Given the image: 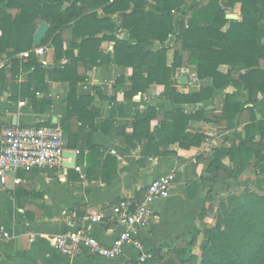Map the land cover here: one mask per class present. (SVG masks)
<instances>
[{
  "label": "trees",
  "instance_id": "1",
  "mask_svg": "<svg viewBox=\"0 0 264 264\" xmlns=\"http://www.w3.org/2000/svg\"><path fill=\"white\" fill-rule=\"evenodd\" d=\"M188 1L0 0V57H5L0 65V95L11 88L9 102L26 101L36 114L45 115L54 105L48 98L50 83H67L60 126L69 134L67 149L77 150L81 135L95 127L102 115L95 108L94 97L77 95L78 85L87 80L86 72L96 67L116 65L131 69L128 79L120 77L116 82L126 100L145 94L155 85L162 86V96L177 106L202 104L211 100L216 90L229 86L246 91L248 103L241 102L237 95L225 94L218 116L206 110L187 113L178 107L163 112L149 107L136 113L132 134L125 138L131 146L135 140L145 142L138 162L143 166L146 159L170 156L173 152L167 149L171 146L182 150L200 147L207 136L192 131V123L223 120L231 130L235 128L234 120L248 110L251 123L244 128L245 140L228 149L214 150L206 175L201 177L206 194L198 217L200 223L183 248H169L173 258H168L166 264H264V194L247 188L220 198L217 204L212 195L215 182L238 177L251 166V159L256 160L257 176H264V120L257 119L253 107H247L253 106L259 96L264 97V0H200L185 12ZM237 5L241 19H227V11ZM116 15L118 22L113 19ZM43 23L50 29L41 47L53 50L55 62L68 61L59 69L43 66L36 55L34 34ZM121 34L125 35L123 39ZM173 36V60L169 64L168 49L157 46ZM104 42L114 45L112 52L102 50ZM24 53H28L27 58L22 56ZM184 64L193 68L198 80H211V86L181 91L175 76ZM222 66L228 68L227 72L220 70ZM95 91L102 97L99 89ZM160 116L163 119L153 131L152 122ZM74 117L80 123L76 133L71 130ZM104 123L109 134L114 123ZM42 126L57 127L52 123L36 127ZM86 146V156L80 148L79 163L86 159L89 176L104 150L93 142ZM225 159L233 168L223 163ZM117 167V160L108 156L103 174L107 184L112 183ZM209 204L216 205L213 226L205 223L212 214ZM200 237L198 257L192 251ZM162 249L150 252L152 259Z\"/></svg>",
  "mask_w": 264,
  "mask_h": 264
},
{
  "label": "crops",
  "instance_id": "2",
  "mask_svg": "<svg viewBox=\"0 0 264 264\" xmlns=\"http://www.w3.org/2000/svg\"><path fill=\"white\" fill-rule=\"evenodd\" d=\"M199 1L189 0L184 11H188ZM229 15L236 16V20L239 21L241 19L240 5L233 10H228L227 16ZM118 18V15L113 17L115 22H118ZM177 33L178 28L175 35ZM119 37L123 39L125 35L121 34ZM174 45L175 36L167 43L157 46V48L168 49L169 64L173 60ZM113 46L112 43L104 42L102 50L112 52ZM45 49L43 58L48 62L47 68L59 69L68 63L67 60L55 62L53 50ZM4 59L5 57H0L1 66L4 64ZM183 70L196 76L193 68L188 65L184 64L179 68L175 80L181 91L192 92L193 86L197 87L194 91L211 86V80L200 81L197 77L191 79L181 74ZM220 70L225 73L228 68L222 66ZM81 72H83L82 69ZM131 74V69L126 67L104 65L88 70L85 74L87 80L78 85L77 95L94 97L95 108L101 111L102 115L95 121V127L81 135L77 150H70L65 146V151L76 153L74 169L61 165L56 169L22 171L17 174L20 184L16 185L13 177H9L5 184L0 183V227L10 234L8 239L0 241V264H141L138 262L137 251L132 247L126 248L115 259L99 258L92 253L84 252L71 260L57 251L55 240L82 229L101 244L111 246L124 230L113 213V206L122 199L145 201L149 184L170 174L175 176V180L168 196L146 202L153 212V218L140 233L142 244L147 252L164 248L147 264H166L168 258H173L169 248H183L184 242L190 240L191 232L197 226L198 217L205 206L206 191L203 189L201 177L206 175L214 150L228 149L238 144L240 140H245L244 128L251 123V114L245 110L234 120L235 128L231 130L228 129L227 122L223 120H216L213 123H192V131L201 132L207 136L200 147L182 150L177 146H171L167 149V152H173L170 156L146 159L143 166H139L138 162L145 142L135 140L131 146L127 143L125 136L132 134V123L136 113L149 107L163 112L173 111L178 107L183 108L187 113L206 110L211 115L218 116L224 106L225 94L237 95L243 103H248L249 95L246 91L229 86L224 90H216L213 98L202 104L177 106L162 96L164 91L162 86L155 85L145 94L126 100L123 92L116 88V82L120 77L128 79ZM181 77L189 79L187 86L180 85ZM96 89L101 91L102 97L95 91ZM10 92L11 88H8L7 92L0 95V126L6 128L52 123L64 132L67 145L69 134L60 126L66 108L67 83H50L48 98L54 101V105L45 115L36 114L26 101L9 102ZM103 97L107 100H102ZM113 97L116 98L115 101L111 100ZM247 107H253L257 119L264 120L263 96H259L253 106L247 105ZM162 119L160 116L152 122L153 131ZM106 120L114 123L109 134L106 133L108 131V126L104 123ZM79 127L80 123L74 117L71 122L72 132H78ZM259 140V136L255 137V141ZM88 142H93L104 150L103 157L96 162L94 172L89 176L86 159L79 163L80 148L86 156ZM108 156L115 158L118 162L117 172L110 184L105 182L103 175ZM63 162L64 160L62 164ZM250 162L251 166L238 177L219 180L213 184L212 195L216 198L215 204L222 198L216 194L221 189H228L229 186L240 187L241 191L249 188L264 194V176H257L256 160L251 159ZM223 163L233 168L228 159H225ZM215 204H210V210L214 212ZM207 206L209 208V205ZM98 215L103 216L101 222H93L92 218ZM212 216L213 212L205 220L206 224ZM200 238L201 242L202 237Z\"/></svg>",
  "mask_w": 264,
  "mask_h": 264
},
{
  "label": "built area",
  "instance_id": "3",
  "mask_svg": "<svg viewBox=\"0 0 264 264\" xmlns=\"http://www.w3.org/2000/svg\"><path fill=\"white\" fill-rule=\"evenodd\" d=\"M46 49L35 48L40 63L47 66L43 58ZM28 57V53L22 55ZM194 77H196L194 75ZM65 134L60 128L16 126L0 130V183L5 184L9 177L14 178L16 185L18 172L33 169H56L61 167L65 152ZM175 180L173 174L152 181L146 191L145 201L122 199L113 206V213L124 227L111 246L101 244L97 239L82 229L58 237L55 248L59 253L73 260L84 252L92 253L99 258L115 259L128 248H134L138 253V262L145 264L152 259L142 244L140 233L153 218V212L147 201L164 199L168 196ZM102 215L92 218L93 222H101ZM10 234L0 227V241L8 239Z\"/></svg>",
  "mask_w": 264,
  "mask_h": 264
},
{
  "label": "water",
  "instance_id": "4",
  "mask_svg": "<svg viewBox=\"0 0 264 264\" xmlns=\"http://www.w3.org/2000/svg\"><path fill=\"white\" fill-rule=\"evenodd\" d=\"M227 19L229 20H236V16L229 15L227 16ZM50 29V26L46 23H43L35 32L34 34V47L35 48H40L42 45V41L47 35L48 31ZM180 85L181 86H187L189 83V79L187 77H181L180 80ZM63 167H67L70 169H74L76 167V153L75 152H70V151H65L63 154ZM70 162H66V161Z\"/></svg>",
  "mask_w": 264,
  "mask_h": 264
},
{
  "label": "rangeland",
  "instance_id": "5",
  "mask_svg": "<svg viewBox=\"0 0 264 264\" xmlns=\"http://www.w3.org/2000/svg\"><path fill=\"white\" fill-rule=\"evenodd\" d=\"M181 74H184V75L190 77L191 79L195 78L191 74V72H187L186 70H183ZM193 83L195 84L196 82H193ZM196 89H197V87L196 86H193V88L191 89V91L192 90L194 91ZM240 189H241L240 187H236V188L234 187L233 188L232 186H229L228 189H221V191L218 192V194H216V195L219 196V197H223V196H226L228 194L238 193V192L241 191ZM209 206H210V204H209ZM212 212H213V215H214L215 212L214 211H212ZM197 221H198L197 222V225H198L200 222H199V220H197ZM213 225H214V217L212 216V218L210 220H208V223L206 224V226H213ZM200 240H201V238H200ZM201 242L198 240L197 245L194 247V249L192 251V254H194V255H196L198 257H200V255H201V246H202V243ZM177 264H180V263L178 262Z\"/></svg>",
  "mask_w": 264,
  "mask_h": 264
}]
</instances>
